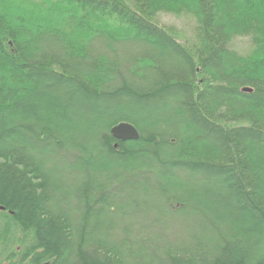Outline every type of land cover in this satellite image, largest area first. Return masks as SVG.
Instances as JSON below:
<instances>
[{
	"label": "trees",
	"instance_id": "obj_1",
	"mask_svg": "<svg viewBox=\"0 0 264 264\" xmlns=\"http://www.w3.org/2000/svg\"><path fill=\"white\" fill-rule=\"evenodd\" d=\"M0 207V264H264V0H0Z\"/></svg>",
	"mask_w": 264,
	"mask_h": 264
},
{
	"label": "rangeland",
	"instance_id": "obj_2",
	"mask_svg": "<svg viewBox=\"0 0 264 264\" xmlns=\"http://www.w3.org/2000/svg\"><path fill=\"white\" fill-rule=\"evenodd\" d=\"M160 24L173 27L177 30L178 36L181 38L182 42H192L195 35V22L187 15H173L163 13L158 15ZM95 50L99 53L107 55L116 63H120L124 66L125 72H128L129 67H132V62H134L137 56H140V51H144V47L138 46L134 43L120 42L105 44L103 41H97L94 44ZM247 48V42L242 41L237 44V49L245 50ZM58 156L56 160H60L62 157L67 160L69 156L64 153V151H58ZM51 160V159H50ZM52 161V160H51ZM53 164H55L53 162ZM62 166V164H58ZM169 224V223H168ZM169 226V225H167Z\"/></svg>",
	"mask_w": 264,
	"mask_h": 264
},
{
	"label": "water",
	"instance_id": "obj_3",
	"mask_svg": "<svg viewBox=\"0 0 264 264\" xmlns=\"http://www.w3.org/2000/svg\"><path fill=\"white\" fill-rule=\"evenodd\" d=\"M242 90L247 92L251 91L249 87H244ZM110 134L113 138L120 141L138 140L140 137L137 128L133 124L125 121L113 125L110 128ZM0 209H2V207H0Z\"/></svg>",
	"mask_w": 264,
	"mask_h": 264
}]
</instances>
